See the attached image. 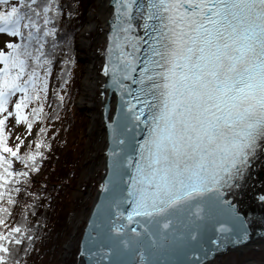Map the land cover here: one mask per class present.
I'll return each mask as SVG.
<instances>
[{
  "label": "snow or ice",
  "instance_id": "snow-or-ice-1",
  "mask_svg": "<svg viewBox=\"0 0 264 264\" xmlns=\"http://www.w3.org/2000/svg\"><path fill=\"white\" fill-rule=\"evenodd\" d=\"M80 6L0 0V264H29L37 251L28 185L52 145L50 126L34 124L59 119L45 101L57 61L61 89L71 76L75 32L59 24ZM96 9L110 29L99 95L115 99L101 100L106 174L79 264H220L250 240L227 194L264 156V0H97ZM53 96L59 110L64 94ZM10 124L24 126L15 143Z\"/></svg>",
  "mask_w": 264,
  "mask_h": 264
},
{
  "label": "trees",
  "instance_id": "trees-1",
  "mask_svg": "<svg viewBox=\"0 0 264 264\" xmlns=\"http://www.w3.org/2000/svg\"><path fill=\"white\" fill-rule=\"evenodd\" d=\"M90 8H92V0H81V6L76 9V15L71 18L66 14L62 16L59 27L69 30L75 29L73 34L75 37V33L86 22L87 13ZM66 12L67 9H65ZM0 37L5 36L0 35ZM1 40L3 39L1 38ZM1 40L0 42H2ZM76 52L75 39L73 38L69 56L73 62L68 66L71 72L77 61ZM63 67L64 65L58 61L55 63L50 79L48 96L45 101V112L50 114L56 111L59 119L61 118L59 129H57V126L53 127V130L51 127H48L49 123L55 121L51 118V115H48L46 120L34 124L36 131H38L37 125L40 123L48 127L45 138L49 139L52 147L42 149L45 152V157L41 162V168L38 173L30 174L36 182H30L28 190L29 192H37L36 217L41 219L39 229L42 231H37V236L40 239L35 244L36 253H33L28 258L29 264H57L56 259L63 239L70 230L71 215L77 210L79 203V197H72L70 190L77 183L80 162L83 163L81 161L83 152L81 150L82 143L77 140V134L72 139H69L68 135H66L67 131L69 134L72 130L68 105L70 102H73L72 96L73 93H76L78 87L76 86L74 91L64 95L65 99L59 110H56V99L53 96V91L60 92L63 89L59 87L58 83L60 75L58 69ZM53 132L56 133L55 136L52 135ZM16 166L19 167V162H16ZM38 189L42 190V195ZM25 202H27V198H25Z\"/></svg>",
  "mask_w": 264,
  "mask_h": 264
},
{
  "label": "rangeland",
  "instance_id": "rangeland-1",
  "mask_svg": "<svg viewBox=\"0 0 264 264\" xmlns=\"http://www.w3.org/2000/svg\"><path fill=\"white\" fill-rule=\"evenodd\" d=\"M96 4L97 0H92V8H90L87 13V20L90 19L89 17L91 16L93 22L89 34V40L81 42L80 39V30L85 26L86 22L81 29L75 33L74 39L77 49V61L75 67L72 69L69 82L60 91V93L66 95L69 92L74 91L76 86L78 87L76 93H73V102H70L68 105L72 130H69V134L67 131L66 135H68L69 139H72L73 136L77 134V140L82 143L81 150H83V152L81 161L83 163L80 162L81 165L77 175V183L75 187L70 190V195L72 197H79L78 208L71 215L70 230L63 239V243L56 259L57 264L78 263L76 256L77 241L80 235L81 226L92 203L103 168L102 161L105 129L101 118L99 84L101 83L100 77L102 75L99 73V68L101 64V46L103 44L104 36L103 27L105 24L104 18L98 14ZM1 38L5 39L6 37H0V39ZM88 51H93L95 54V58L92 61L97 83L92 96L93 103L91 102V108L89 109L86 106V103H79L81 81L84 77L86 68V59L83 55ZM60 123L61 118L49 123V126L52 130L55 126L59 129ZM9 130L13 133L10 137V142L15 143L16 135L23 134L24 126L16 125L13 127L12 125H9ZM32 138H34V135ZM220 264H264V241L250 244L245 249L227 251L222 257H220Z\"/></svg>",
  "mask_w": 264,
  "mask_h": 264
},
{
  "label": "bare ground",
  "instance_id": "bare-ground-1",
  "mask_svg": "<svg viewBox=\"0 0 264 264\" xmlns=\"http://www.w3.org/2000/svg\"><path fill=\"white\" fill-rule=\"evenodd\" d=\"M89 18L90 19H88L86 21L85 26L80 30L81 42L89 40L90 30L92 29V26H93L91 16ZM106 29L107 28L104 26L103 27V33H105ZM103 39H104V36H103ZM83 56L86 59V68H85L84 77L81 81V93L79 96V103H86V106L89 109V108H91V102H92V96L94 94V89L97 86L96 79H95V72H94V64L92 61L95 58V54L93 53V51L92 52L88 51ZM101 56H102V54H101ZM101 62H102V57H101ZM100 66H101V64H100ZM101 81H102V79H101ZM99 89H100V84H99ZM114 99H115V97L113 95H111V97L109 99L110 106H111V101H113ZM113 110H114V107H113ZM101 118H102V115H101ZM105 144H106V133L104 132V148H105ZM104 148H103V150H104ZM103 162L104 161H102V167L104 165ZM261 193H264V156L258 155L255 158L254 162L250 165L248 175L245 177V179L242 182V187H241L239 194L237 196V199H236L237 204L240 206V209L246 213H249V214L255 213L256 214L259 212L262 216L260 218L264 219V203H262L257 198L258 195ZM86 217H87V215H86ZM86 217H85V219H86ZM256 217L259 218L258 215H256ZM85 219H84L83 224L81 226V230H82V227L84 225ZM257 221H259V220H257ZM80 234H81V231H80ZM79 237H80V235H79ZM263 241H264V238H261V237L255 238L254 240L244 244L241 247V249H245L250 244L263 242ZM78 242H79V238L77 241V245H78ZM76 251H77V249H76Z\"/></svg>",
  "mask_w": 264,
  "mask_h": 264
},
{
  "label": "water",
  "instance_id": "water-1",
  "mask_svg": "<svg viewBox=\"0 0 264 264\" xmlns=\"http://www.w3.org/2000/svg\"><path fill=\"white\" fill-rule=\"evenodd\" d=\"M102 59H103V51H102ZM102 83H104L103 80L101 81L100 85ZM99 90H100V92L104 91L102 88H100ZM111 95H112V93L109 92L104 97H101L100 96V107H101V100L104 99V100H108L109 101ZM113 114H114V111H113ZM101 115H102V120H103V124H104L105 133H106V136H107V123H108V120L106 118V114H105V112H104V110H103L102 107H101ZM103 154H104L103 155V158H104L103 159V161H104L103 164L104 165H103V169H102L101 176L106 174L105 168H106L107 152H106L105 148L103 150ZM241 187L242 186L240 185L239 188L236 191L230 192L227 195L231 198V203H233L234 205H236L237 210L240 212L241 216L247 218L248 223L250 225V227H249L250 240L247 241V242H242L239 246H237V245H231V246H229V250L228 251L240 250L241 247L244 244H246V243L254 240L255 238H258V237L264 238V222L262 224H260V225H258V223H253V219H252L253 214H249V213L244 212L243 210L240 209V206L237 204V200H236L237 199V196H238L237 194H239V191H240ZM235 192H237V193H235ZM99 199H100V195H99V189H98V184H97V187H96V190H95V193H94V197L92 199V203H91V205L89 207V211H88L87 217L85 219L84 225H83L82 230H81V234H80V237H79V241L81 239L86 238V230L88 228L87 221L91 217V210L95 207L94 201H97ZM254 215L255 216L258 215L260 221H264V219L260 218L262 216H261V214L259 212L256 213V214L254 213ZM78 244H79V242H78ZM77 248H78V245H77ZM76 256H77V261H78L77 264H79V262H80V256L77 255V253H76Z\"/></svg>",
  "mask_w": 264,
  "mask_h": 264
}]
</instances>
